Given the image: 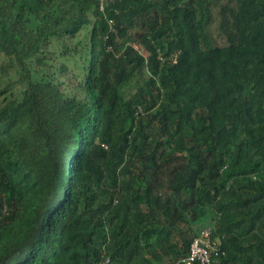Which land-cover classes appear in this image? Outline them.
I'll use <instances>...</instances> for the list:
<instances>
[{
  "label": "trees",
  "instance_id": "1",
  "mask_svg": "<svg viewBox=\"0 0 264 264\" xmlns=\"http://www.w3.org/2000/svg\"><path fill=\"white\" fill-rule=\"evenodd\" d=\"M0 68V264H264V0H0Z\"/></svg>",
  "mask_w": 264,
  "mask_h": 264
},
{
  "label": "built area",
  "instance_id": "2",
  "mask_svg": "<svg viewBox=\"0 0 264 264\" xmlns=\"http://www.w3.org/2000/svg\"><path fill=\"white\" fill-rule=\"evenodd\" d=\"M106 0H100V9L105 11ZM112 22V20H110ZM219 238L213 239L212 228L205 227L201 230L199 235H196L190 245V250L182 261L186 264H195L197 262L202 264H222L218 257ZM105 261H109V257Z\"/></svg>",
  "mask_w": 264,
  "mask_h": 264
},
{
  "label": "rangeland",
  "instance_id": "3",
  "mask_svg": "<svg viewBox=\"0 0 264 264\" xmlns=\"http://www.w3.org/2000/svg\"><path fill=\"white\" fill-rule=\"evenodd\" d=\"M226 1H227V0H222L223 3L226 2ZM219 9H220V8H218V7H216V8L213 9L214 14H215V16L217 17V20L213 23V25H212V27H211V31H212L214 34L219 33V30H218V26H219V21H218V20H219V14H218V11H219ZM133 32H134V31H133ZM81 36H82V39H84V38L86 37L85 32H83ZM75 61H76V60H75ZM75 61L70 62V65L74 67L73 62H75ZM10 78H11V79L16 78V77L14 76V72L11 70V73H9V74H4V72H3L2 69L0 68V86H4L6 83H8V81L10 80ZM139 84H140V83H139ZM14 87H15L14 90L16 91V90L18 89V86H14ZM133 91H134V89H133ZM203 221H204V219L201 220V221H198V222H197V225H201Z\"/></svg>",
  "mask_w": 264,
  "mask_h": 264
}]
</instances>
